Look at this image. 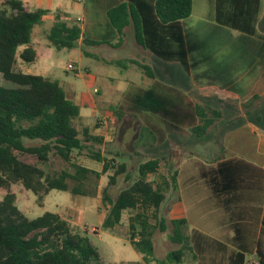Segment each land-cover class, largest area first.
<instances>
[{
	"label": "trees",
	"instance_id": "trees-1",
	"mask_svg": "<svg viewBox=\"0 0 264 264\" xmlns=\"http://www.w3.org/2000/svg\"><path fill=\"white\" fill-rule=\"evenodd\" d=\"M229 7L225 12L221 9V0H217L213 23L199 21L184 33L175 25L188 22L191 0H154L153 19L144 15L138 4L129 2L109 9L106 15L120 35L125 28L131 27L134 42L152 54L169 59L173 46H179L176 58L187 70L190 66L195 71L193 82L197 86L216 85L236 91L229 87L231 76L228 75L233 72H248L249 69L253 72V68H262L264 76V37L260 36V42L253 43L261 11L259 0H230ZM45 14L44 10H30L21 0H0V76L14 86H0V190L7 191L0 199V264H104L90 239L74 232L58 213L45 212L28 219L16 206L15 195L9 192L11 185L19 183L34 194L38 202L52 190L85 195L84 183L95 173L76 162L77 156L83 155L102 163V174L113 171L108 175V185L101 191V202L107 210L101 227L113 230L122 225L127 216V241L141 258L140 263L131 264H182L191 250V238L184 233L187 220L167 221L160 215L166 195L175 189L178 172L174 170L170 178L160 175L156 180L150 179L158 174L162 161L168 173L175 164L163 158L148 159L138 165L137 178L131 182L124 163L102 156V137L93 135L87 127L77 129L75 122L80 119V107L66 97L60 84L18 69L19 63L29 65L36 60L31 36ZM230 30L238 31L240 39L248 41L245 46L238 48L237 43H232L236 39ZM46 40L48 47L56 51H70L79 41L99 44L84 39L76 23L60 16L54 17ZM243 56L248 61L240 66L235 64L237 57ZM260 56L261 63L254 65V59ZM136 66L147 78L155 79L150 66L141 63ZM167 91L159 93L158 88L153 87L129 98V103L139 115L160 119L176 133L183 121H190V113L183 108V98L179 101L180 111H171L177 107V98L172 96L173 89ZM255 98L259 96L252 97ZM214 102L193 105L192 114L197 122L191 126L190 134L197 140L213 130L222 133L219 127L224 123L231 129L244 122L228 120L229 115L215 108ZM113 114L117 122L123 115L116 110ZM250 114L246 112V116ZM263 120L264 104L256 110V124L262 126ZM140 130L149 134L148 137L154 135L148 128ZM23 156L35 157L41 164L53 157L64 169L49 175L38 164L23 162ZM222 160L220 156L214 158L215 169L203 173L214 194L219 191L215 185H220L222 194L240 192L253 195L255 199L263 198L264 169L238 159ZM120 175H124L125 187L112 198L108 187L114 185ZM69 181L75 183L71 189ZM154 232L164 234L177 248L157 258L152 240Z\"/></svg>",
	"mask_w": 264,
	"mask_h": 264
},
{
	"label": "crops",
	"instance_id": "crops-1",
	"mask_svg": "<svg viewBox=\"0 0 264 264\" xmlns=\"http://www.w3.org/2000/svg\"><path fill=\"white\" fill-rule=\"evenodd\" d=\"M21 1L30 10L46 11V14L42 17L41 23L50 20L53 24L55 16L73 21L80 27L84 39L99 43L89 46H95L101 49H112L118 44V47L121 48L124 44L126 35L131 36L133 44L137 48L136 52L129 55L128 58H118V60H116L117 62H113L111 59L109 60L110 62L107 63L112 64L127 61V63L134 66H136V63L145 64L152 68L155 79L151 80L142 74L141 80L138 79L142 83L141 85L129 82L124 85L123 89H118L116 87V91L124 93L129 100V98H134L153 87L158 88L159 93H166L168 92L167 90L173 89L172 96L173 98H177V107L170 110L173 112L180 111L182 105L179 101L180 98H183V108L190 112L191 123L187 126H182V124L180 126L178 125L180 128L191 126L193 121H195V123L197 122L192 114L193 105L191 101L187 99V93L177 86L180 84L175 82L180 80V78L183 81H189L190 88L196 90L199 95L208 92V95H216L220 100L230 99L238 101L247 96L264 95V76L262 74V68H257V70L253 68V72L249 69L248 72L244 70L237 73L233 72L231 75H228L229 77L231 76V84L229 87H233L236 91L230 90L229 88H221L216 85L197 86L193 82L195 71H193L190 66L187 70L186 66L181 64L180 59L176 58V55L180 53L179 46H173V53L169 59L152 54L134 42L131 27L125 28L123 34L120 35L107 19L106 13L109 9L125 2L134 5L138 4L139 10L142 11L144 15L153 19L154 0H57L54 3L53 0ZM191 1L192 16L195 0ZM208 1L211 5H208L207 8V18L204 19L199 16L193 19L190 16L189 22L177 23L175 26L178 28L181 27V30L179 29L181 33L186 32L199 21L213 23L217 0ZM229 2L230 0H221V9L225 12H228L230 9ZM259 4L261 6V11L259 22L255 26L256 35L255 38L253 37V39H255L253 43L260 42V36L264 37V0H259ZM73 13L75 16H73ZM202 27L209 30L206 26ZM230 31L233 38L236 39L232 43H237L238 48L245 46L248 41L240 39L238 31ZM32 44L37 55L35 62L41 61L39 57V48H43L42 52L44 54L46 52V56L48 57L50 47L47 45V40L46 44L43 43V45L33 42ZM82 44L83 43L79 41L78 45ZM20 50H22V48H20L19 51ZM85 53V56L93 57L97 60H104V58L108 59L109 55L105 51L101 54H91L88 51H85ZM261 58L262 56L255 58L253 64L257 65L261 63ZM246 61L248 60H246L245 56L237 57L235 64L240 66ZM135 75L137 74L135 73ZM130 80L133 81L132 78H130ZM107 81L110 82L114 80L105 78L106 83ZM170 81H173V83ZM125 104L126 111L129 112V115L137 116L142 122V127L148 128L154 134L152 138L147 136V140L142 145L147 144L149 140L151 143H148V147L155 146L153 148L158 149L157 156H153V158H163L165 161L167 160L169 164L174 163L176 167L175 170L178 172L175 189L166 195L165 202L167 203V212L163 214L167 221L174 219L187 220L188 227L184 230V233L191 238L189 241L191 250L185 255L182 264H264V196L263 198L257 197L255 199L253 195L249 196L247 194H241L240 192L222 194L220 196L214 194L210 189L205 190L202 186L193 184L188 185V179L185 180V175L181 168L184 160H192V156L187 155L182 157V155L178 154L179 147L168 149L164 141L165 137H167V133H171L172 136L177 135V137L179 134H177V132L174 133V130H169L162 120L139 115L133 111L130 103ZM262 104H264V99H262ZM90 109L88 111H90ZM88 111L82 115L80 114L79 120H81L85 114L87 115ZM102 115L105 114L97 112V110L94 111L96 121L99 122ZM102 118H107V120H109L110 116H102ZM115 125H117L116 120ZM84 127L90 129L88 126ZM98 127L99 126H96V129H98ZM227 127V129L222 131V151L220 153V157L223 159L222 161L238 159L255 167L264 169V126H258L256 120L246 119L235 128L230 129V125ZM102 139L103 141L105 140L104 137ZM173 156H176V158L173 159ZM216 165L217 164L212 163V161H210V163H203L202 161L196 163L194 161V163L191 164V166L197 168V175L201 174L202 176L203 173H210L213 171ZM199 192H202V195L198 194ZM241 255L243 256L241 257Z\"/></svg>",
	"mask_w": 264,
	"mask_h": 264
},
{
	"label": "rangeland",
	"instance_id": "rangeland-1",
	"mask_svg": "<svg viewBox=\"0 0 264 264\" xmlns=\"http://www.w3.org/2000/svg\"><path fill=\"white\" fill-rule=\"evenodd\" d=\"M56 1L53 0V3ZM208 5H211L208 0H195L194 12L191 17L196 19L201 16V18L206 19ZM73 16H75L74 13ZM51 25L52 22L46 20L35 26L31 42L40 45L46 44V36ZM38 50L40 62L36 61L29 65L19 63L18 69L21 68L20 70L25 74L38 75L57 81L64 90L66 97L80 107L81 115L91 108L87 115L85 114L81 120L75 122L77 129L80 131L82 127L88 126L92 133H95H93L95 136L104 137L105 140L101 146L102 156L107 160L115 159L117 163H124L127 172L130 173V181H134L137 178L138 165L153 158V156H157L158 149L153 148L155 146L148 147V143H151L149 140L147 144L142 145L147 140V133L140 130L142 122L137 116L129 115L125 104L129 103L128 97L124 93L116 91V87L123 89L124 85L129 82L141 85L142 83L138 79L141 80L142 71L137 66L127 63V61L107 63L111 59L113 62H117L118 58H128L129 55L136 52L137 48L134 46L131 36L126 35L121 48L118 47V44L112 49H101L82 44L70 51H56L54 48H50L48 57L46 52L45 54L42 52L43 48ZM84 50L91 54H101L105 51L109 54L108 59L104 58V61L85 56ZM69 64L73 66L71 71L66 69ZM105 78H111L115 82L107 81L106 83ZM170 82L173 83V81ZM175 82L180 84L176 85L187 93V99L191 101L192 105L196 103L207 105L214 100V107L228 114V120L235 121V123L246 119L256 120V110L263 105L262 99H264V95H259L257 99L247 96L244 99H239L240 102L239 100L230 99L220 100L216 95H208V92L199 95L196 90L190 88L189 81H183L180 78V80ZM0 86L5 88L14 87L10 82L3 80L1 76ZM95 90L97 92H94ZM218 100L222 101V103H219ZM112 109L123 113L117 125H115L116 117L112 114ZM95 110L104 113L105 115H102L104 117L110 116L109 120L101 116L100 121H96ZM246 112H251L250 116H246ZM190 123L191 121L185 120L182 126H187ZM195 124V121H193L191 126ZM261 124L264 125V120L261 121ZM228 125L224 123L219 129L221 131L225 130ZM96 126H99L98 129H96ZM191 126L181 127L176 130L177 134H179L178 137L167 133V137L164 139L165 146L167 145L168 149L179 147L178 154L182 155V157L192 156V160H184L181 168L185 175V180L188 179V185L193 184L202 186L205 190H212V185L207 183L204 176L201 174L197 175V168L191 166V164L194 161L196 163L200 161L210 163L214 158L220 156L222 133L220 131L214 132L213 130L209 135L197 140L190 134ZM174 158L176 156H173ZM21 160L31 165L38 164L49 175L64 169L53 157H50L45 164L37 162V159L32 156H23ZM76 162L93 170L95 173L91 174L84 183L82 191L85 195L74 196L68 192L52 190L41 202H38L34 194L26 191L21 184L17 183L11 185L9 189V192L15 195L16 206L28 219H34L45 212L58 213L69 223L74 232L86 235L90 239L104 264L140 263V255L133 250L127 241V216L123 220V224L116 226L113 230H104L101 227L107 213L101 202V191L108 185V175H111L113 171L102 174V163L93 162L84 155L77 156ZM165 162L168 161L166 160ZM166 168L167 165L162 161L158 174L150 176V179L156 180L160 175H166L170 178L176 167L174 165L170 173H168ZM123 178L124 175L118 176L116 183L108 187V193L112 198L125 187ZM74 186L75 183L69 181V188L71 189ZM215 187L219 190L216 194H222L220 185H215ZM6 193V190H0V199ZM198 194L202 195V192ZM165 203L164 201L162 203L163 206L161 205L160 208V215L163 218H165L164 214L167 212V203ZM152 240L155 247L154 254L159 258L164 257L169 251L177 248L166 240L164 234L159 232L153 233Z\"/></svg>",
	"mask_w": 264,
	"mask_h": 264
},
{
	"label": "built area",
	"instance_id": "built-area-1",
	"mask_svg": "<svg viewBox=\"0 0 264 264\" xmlns=\"http://www.w3.org/2000/svg\"><path fill=\"white\" fill-rule=\"evenodd\" d=\"M66 69L71 71V70H73V66L71 64H69ZM94 92H97V90H95Z\"/></svg>",
	"mask_w": 264,
	"mask_h": 264
}]
</instances>
